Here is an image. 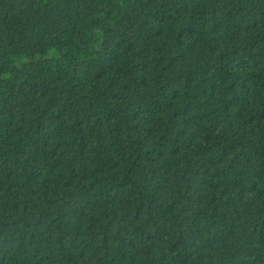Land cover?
Wrapping results in <instances>:
<instances>
[{"label": "trees", "instance_id": "trees-1", "mask_svg": "<svg viewBox=\"0 0 264 264\" xmlns=\"http://www.w3.org/2000/svg\"><path fill=\"white\" fill-rule=\"evenodd\" d=\"M0 264H264V0H0Z\"/></svg>", "mask_w": 264, "mask_h": 264}]
</instances>
